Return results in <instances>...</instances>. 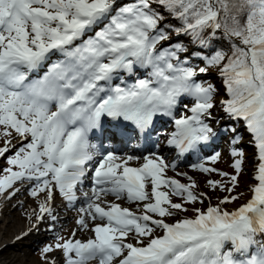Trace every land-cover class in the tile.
Wrapping results in <instances>:
<instances>
[{
    "label": "snow or ice",
    "instance_id": "1",
    "mask_svg": "<svg viewBox=\"0 0 264 264\" xmlns=\"http://www.w3.org/2000/svg\"><path fill=\"white\" fill-rule=\"evenodd\" d=\"M0 139V264H264V0H0Z\"/></svg>",
    "mask_w": 264,
    "mask_h": 264
},
{
    "label": "rangeland",
    "instance_id": "2",
    "mask_svg": "<svg viewBox=\"0 0 264 264\" xmlns=\"http://www.w3.org/2000/svg\"><path fill=\"white\" fill-rule=\"evenodd\" d=\"M213 82H216L213 80ZM251 137L249 135L244 136V148H245V169L246 172L241 175L240 180H241V187L237 189V191H246V188L244 187L246 184L249 183H255L253 179H251V175L254 172V161H253V156L255 153L254 147L251 145L247 144V141L250 140ZM18 141V138L14 140L13 142L16 143ZM3 143V142H2ZM2 146V145H1ZM221 158L220 160L215 164V167H217L220 170L227 171V172H233V169L230 167L231 164V159L228 156V150L221 148ZM165 156V151L163 150L162 153ZM170 158V157H167ZM258 163V161L256 162ZM0 164H3V161H0ZM6 166V165H5ZM178 170H183V171H188L190 175H193L195 179H197L200 182V190L202 191H209L207 188L204 187L203 181L205 177L199 173L193 172L188 165H178ZM169 176L174 175V173L169 170L168 172ZM181 179L182 182H186V180L182 177H177ZM212 178L214 179H220L218 176H213ZM223 195V194H222ZM23 197H17V199H22ZM250 198V194L246 195L244 199L239 201V203L246 202V199ZM174 200H177V198H173ZM119 203L127 204L130 205V208L135 211L136 210V205L135 204H129L126 201H117ZM178 202V201H177ZM213 202H215V197H213ZM15 203V201H13ZM207 203V202H206ZM199 206V205H197ZM228 207H232V205H229ZM20 209L18 210H10V208L6 207L4 209V214H5V219L11 218L12 224L8 228L7 231L3 233V240H9L12 236V234L15 231H18L22 226H23V220L20 217ZM191 213H189L190 215ZM74 212H69L67 213V218L62 221L64 232L62 234L67 235L71 232V230L75 227L74 223ZM2 227V226H0ZM92 235L91 233H77V238L81 239H87L88 236ZM37 245L35 243H29V241H23L20 244L16 245L15 247H10L5 250L4 252V257L12 262V264H42V262L39 259V252L36 250Z\"/></svg>",
    "mask_w": 264,
    "mask_h": 264
},
{
    "label": "bare ground",
    "instance_id": "3",
    "mask_svg": "<svg viewBox=\"0 0 264 264\" xmlns=\"http://www.w3.org/2000/svg\"><path fill=\"white\" fill-rule=\"evenodd\" d=\"M245 135H249V134H247V133L245 132ZM245 135H244V136H245ZM249 136H250V135H249ZM222 143H224V142L222 141L220 144H222ZM110 199H112V198H110ZM118 203H119V202H118ZM120 204H121V203H120ZM121 206H122V207H130V205H127V204H123V205L121 204ZM0 243H2L1 240H0Z\"/></svg>",
    "mask_w": 264,
    "mask_h": 264
},
{
    "label": "trees",
    "instance_id": "4",
    "mask_svg": "<svg viewBox=\"0 0 264 264\" xmlns=\"http://www.w3.org/2000/svg\"><path fill=\"white\" fill-rule=\"evenodd\" d=\"M2 142H3V140L2 139H0V146L2 145ZM239 203V202H238Z\"/></svg>",
    "mask_w": 264,
    "mask_h": 264
}]
</instances>
